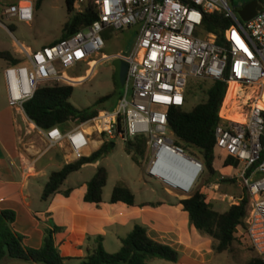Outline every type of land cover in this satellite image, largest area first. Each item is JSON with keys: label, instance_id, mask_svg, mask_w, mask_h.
<instances>
[{"label": "built area", "instance_id": "1", "mask_svg": "<svg viewBox=\"0 0 264 264\" xmlns=\"http://www.w3.org/2000/svg\"><path fill=\"white\" fill-rule=\"evenodd\" d=\"M93 2L97 18L89 25L39 49L30 50L19 44L16 50L21 59L3 67L7 100L16 116L19 142L26 145L25 137L34 128L44 140V148H64L65 158L70 162L104 141L114 138L126 141L134 135H143L149 151L146 173L178 188L160 175L167 170L172 157L169 149L194 163L196 177L203 170V163L173 143L168 109L184 104L189 77L223 80L225 93L217 113L219 121L213 128L215 146L237 160L236 165L226 167L233 170L232 176L249 195L247 213L235 231L242 232L254 253L264 261V105L258 104L264 89V0L248 20H241L234 12L235 6L231 7L227 0ZM0 5L4 16L22 21L32 18L31 0H0ZM213 11H222L232 19L224 29L222 44H217L215 35L202 28L203 12ZM135 24L140 27L130 53L117 55L127 60L128 68L114 109L99 110L64 130L58 126L42 129L27 116L23 103L33 96L38 85L48 81L69 82V77L58 73L57 67L85 61L90 64L89 75L91 62L95 60L87 58L103 46L101 32L105 28L122 29ZM230 83H235L236 89L225 101ZM233 105L237 108V119L224 113ZM28 146H33V142ZM42 150L39 148L36 154ZM184 162L179 163L178 173L186 168ZM220 196L229 205L241 198L240 194Z\"/></svg>", "mask_w": 264, "mask_h": 264}, {"label": "trees", "instance_id": "2", "mask_svg": "<svg viewBox=\"0 0 264 264\" xmlns=\"http://www.w3.org/2000/svg\"><path fill=\"white\" fill-rule=\"evenodd\" d=\"M65 3L68 18L62 26L61 35L57 40L86 27L97 18V9L93 0H65ZM77 3L80 5L79 8L76 7ZM231 22L232 19L222 11L203 12L202 28L205 32L215 35L217 44L223 43L224 29ZM108 29L110 28H105L101 33L107 36ZM0 57L4 58L6 63L20 60L9 50H0ZM194 78L192 90H189L188 82L186 84L184 103L190 96L197 97V102L189 110L184 109V104L170 106L167 120L173 133V143L204 164L208 173L207 181H210L217 175L213 163L219 153L215 146L213 128L219 121L217 113L225 93L226 83L218 79ZM114 83L116 84L115 79ZM230 91L229 85L225 101L230 98ZM71 92L72 85L66 82L48 81L42 83L38 85L33 96L23 103L24 110L38 127L47 129L58 126L61 130L66 129L71 122L84 121L99 112L91 107L76 108L73 106L69 101ZM108 97L109 94L100 97L97 101H103ZM235 109L230 112V117H233ZM262 114L264 116V110ZM125 142V150L131 154L132 160L141 164V159L146 152L145 137L134 135ZM110 144V141H104L90 154L64 163L59 169L51 171L43 184L41 198L46 199L58 191L71 172L79 169L83 164L95 161L107 154ZM189 148H194L200 158L195 152L188 151ZM220 163L226 167L236 165L237 160L224 153ZM106 177L105 168L98 166L86 182L83 200L99 203ZM221 180L233 179L221 177ZM67 193L68 190L65 191V194ZM240 195L241 198L236 203L227 205L223 210H218L213 206V200H207L204 193L196 188L187 196L179 197L177 204L186 212L188 224L193 226L199 234L211 238V250L223 252L230 249L235 240V228L242 223L248 210L249 195L244 187L241 188ZM109 201H122L133 205L134 194L123 181L119 180L112 189ZM158 204H160L159 201L142 203V205L150 206ZM14 218L15 212L12 209L0 210V264L12 260L38 264H66V260L72 258L78 259L77 264H149L148 261L153 258H161L173 263L177 262L180 256L179 250L172 245L151 237L145 225L134 224L126 235L120 238V245L116 252L110 253L103 248L102 235H87L85 239L92 243L86 247L85 255L67 257L60 254L53 240V233L61 230V226H44L41 245L38 248H31L23 245L22 235L12 228L11 223ZM250 249L252 250L251 247ZM244 264H264V261L254 253Z\"/></svg>", "mask_w": 264, "mask_h": 264}, {"label": "rangeland", "instance_id": "3", "mask_svg": "<svg viewBox=\"0 0 264 264\" xmlns=\"http://www.w3.org/2000/svg\"><path fill=\"white\" fill-rule=\"evenodd\" d=\"M228 4L236 10L239 4L247 0H227ZM32 3V18L29 21L18 20L15 17H6L0 13V50H9L16 57L21 59L20 53L15 51V48L22 44L30 50L39 49L44 45L57 41L61 35L62 26L68 18L65 0H31ZM76 7L80 5L77 3ZM237 14V11H234ZM139 25H130L122 29H108L107 36L102 34L103 46L87 59L95 60L91 62L92 71L87 76V69L90 64L85 61H78L69 67H57L58 73L64 74L72 85V92L69 97L70 103L76 108L91 107L97 110H112L116 107L118 97L121 93V88L114 83L113 60L118 54L126 56L130 53L139 32ZM104 55H107L104 57ZM6 61L0 57V154L4 160H15L17 158V149L20 147L18 142L17 121L14 110L10 107L7 100V94L2 74V69L5 67ZM88 71V73L90 72ZM86 77L81 81L79 76ZM78 77V78H74ZM194 77L188 78V88L192 90ZM79 81V82H78ZM235 90L230 91V97L233 96ZM109 97L103 101H97L100 97L108 95ZM197 97L190 96L184 103L183 107L189 110L196 102ZM238 99L233 100L236 102ZM264 104V101H263ZM225 116L230 112L224 111ZM74 124L71 122L70 125ZM264 134V130H263ZM142 136V135H141ZM132 138V137H131ZM110 148L107 154L99 157L95 161L83 164L79 169L71 172L64 182L59 187V192L68 195L71 189H79L86 184L89 178L94 174L98 166H103L107 172L106 182L102 187L101 201L102 205H110L109 201L112 189L117 181H123L134 194V205L139 207L144 202H164L173 219L179 221L180 217L175 213L172 203H176L179 197L187 196L194 189L202 191L207 200H213V206L218 210H223L229 202L221 199L220 194L239 195L241 187L232 176V169L221 165V157L223 151L218 150L214 159V167L217 170V175L210 181L208 179L207 170L203 164V170L194 179V182L189 191H183L174 188L159 178L146 173V165L148 163L149 151L146 148L144 157L141 159V164H137L131 158V154L125 150L126 142L119 138H114L110 141ZM45 145V142H44ZM58 148H52L49 153L57 152ZM188 151L199 154L194 148H189ZM186 153V152H185ZM46 154V155H47ZM190 156V154L186 153ZM58 166L50 164L46 167V172L41 176H31L27 181V188L32 195L40 193L47 175L57 170ZM221 177L231 178L233 180H221ZM68 193L65 194V191ZM126 203L118 202L116 205L126 207ZM129 205V204H128ZM131 206V205H130ZM180 211V210H179ZM185 214V212L183 211ZM134 224L146 225V222L141 216L129 217L127 222L115 223L105 227V233L102 235L103 248L110 253L116 252L120 245V238L125 236ZM201 237H207L196 232ZM235 240L229 250L223 252L211 251L207 264H244L245 261L252 255L248 242L242 232L235 231ZM209 238V237H208ZM211 240V238H209ZM205 248V245H201ZM180 255L181 252L179 251ZM205 258V256H204ZM67 264H77L76 260H69ZM149 264H172L161 258H153L148 261ZM183 264V262H182ZM193 264V263H191Z\"/></svg>", "mask_w": 264, "mask_h": 264}, {"label": "crops", "instance_id": "4", "mask_svg": "<svg viewBox=\"0 0 264 264\" xmlns=\"http://www.w3.org/2000/svg\"><path fill=\"white\" fill-rule=\"evenodd\" d=\"M0 13L3 14L1 5ZM15 51H17L16 48ZM79 77H82L79 80L81 81L86 75ZM25 140L26 145L18 140L20 147L16 151V162L4 160L0 154V210L12 209L15 212L11 226L22 235L23 245L38 248L42 241L43 227L57 225L61 226V230L53 233V240L60 254L67 257H82L85 255L86 247L92 243L85 239L87 235H103L105 227L117 222L124 224L129 217L141 216L146 222L147 231L151 237L168 243L181 252L178 261L172 264H182V262L183 264H207L212 251L211 240L196 233V229L187 222L186 212L177 202L172 205L175 213L180 217L179 221L171 217V210L167 211L165 208L167 205L162 201H159L160 204L156 206L139 207H135L134 204L131 206L125 204L126 207L116 205L121 201L111 202L110 205L85 201L83 194L86 184L78 190L71 189L68 195L59 191L52 193L46 199L41 198V192L32 195L27 188L26 180L29 177L44 175L46 167L50 164L57 165L59 169L69 161L65 158L64 148L60 146L44 148V140L34 128ZM31 142L33 146H28ZM99 146L97 145L84 156ZM39 148L43 150L36 154ZM52 148H58V151L47 154ZM10 161L12 165L9 164ZM201 245L206 247L202 248ZM69 260L78 261L75 258ZM69 260H66V264ZM4 264L38 263L12 260Z\"/></svg>", "mask_w": 264, "mask_h": 264}, {"label": "bare ground", "instance_id": "5", "mask_svg": "<svg viewBox=\"0 0 264 264\" xmlns=\"http://www.w3.org/2000/svg\"><path fill=\"white\" fill-rule=\"evenodd\" d=\"M230 89L235 90L236 84L230 83ZM263 101H264V89L258 104L260 106H263L264 105ZM235 108L236 107L233 105L227 111L232 112V110ZM236 111L237 108L233 112V117H230L229 115L227 117L232 119H237L238 117L236 115ZM169 152L172 153V157L169 160L167 170L161 172L160 174L161 177H163V179L166 182L170 183L171 185L177 186L183 191H189L196 177L195 168L193 166L194 163H191L185 156L179 157L176 153H173L171 149H169ZM180 162L186 163L187 166L182 172L178 173V169H179L178 167Z\"/></svg>", "mask_w": 264, "mask_h": 264}, {"label": "water", "instance_id": "6", "mask_svg": "<svg viewBox=\"0 0 264 264\" xmlns=\"http://www.w3.org/2000/svg\"><path fill=\"white\" fill-rule=\"evenodd\" d=\"M261 3L259 0H249L245 3L239 4L237 14L241 20H248L251 18L258 9L261 8ZM114 65V79L116 81V84L118 87H122L126 74H127V68H128V62L122 57L115 56L113 60Z\"/></svg>", "mask_w": 264, "mask_h": 264}, {"label": "flooded vegetation", "instance_id": "7", "mask_svg": "<svg viewBox=\"0 0 264 264\" xmlns=\"http://www.w3.org/2000/svg\"><path fill=\"white\" fill-rule=\"evenodd\" d=\"M247 1H248V0H247ZM247 1H246V2H247Z\"/></svg>", "mask_w": 264, "mask_h": 264}]
</instances>
